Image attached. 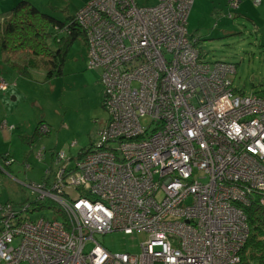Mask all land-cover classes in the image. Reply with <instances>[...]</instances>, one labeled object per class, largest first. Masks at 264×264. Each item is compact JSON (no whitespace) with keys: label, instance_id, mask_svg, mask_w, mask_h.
<instances>
[{"label":"built area","instance_id":"1","mask_svg":"<svg viewBox=\"0 0 264 264\" xmlns=\"http://www.w3.org/2000/svg\"><path fill=\"white\" fill-rule=\"evenodd\" d=\"M193 1L87 0L74 14L108 118L73 167L59 151L52 174L27 183L63 220L0 203V264L240 263L246 208L264 209V99L233 86L232 63L203 58L186 28ZM117 230L145 234L137 254L95 238Z\"/></svg>","mask_w":264,"mask_h":264},{"label":"rangeland","instance_id":"2","mask_svg":"<svg viewBox=\"0 0 264 264\" xmlns=\"http://www.w3.org/2000/svg\"><path fill=\"white\" fill-rule=\"evenodd\" d=\"M78 1L69 0L68 11L70 6ZM194 1L196 7L192 15L188 16L186 28L189 35L199 38L197 46L203 58L206 61L232 63L235 66V73L231 76L233 86L241 93H255L264 99V3L255 5L253 0H241L238 9L229 10L233 18L227 17L223 22V20L218 21L222 15L212 14L209 0ZM216 1L218 5L223 4L222 0ZM135 2L138 6H153L156 0H135ZM218 5L215 4L216 7ZM227 8H230L228 4ZM58 14L60 20H64V13ZM221 29H225L226 32H222ZM48 43L52 49L56 48L52 37ZM61 69L60 75L45 81H43L44 71L43 77L42 75L35 77L37 72L42 71L36 69L32 83H27L31 84L29 87L32 88L35 97L33 99L42 107V113L39 115L42 121L40 125L46 123L48 127L46 134L41 137L43 143L38 147L45 150L41 151L42 158L35 157L36 162L30 160L32 168H27V172L21 164V157L17 158L18 163L14 162L9 167H4L6 172L0 173V203L7 199L15 204L26 201L33 203L36 196L27 187V183H39L41 176L46 175L44 169L45 164L49 163L51 149H58L54 153V160L59 151L67 158L72 157L69 168L73 167L79 149L94 141L96 131L108 118V112L102 106L100 98L102 85L99 81V70L89 67L87 46L81 37L76 38L71 44ZM95 83L99 84L97 88L94 86ZM100 88L101 94L98 93ZM142 123L146 125L148 119ZM11 126L13 128V125ZM17 132L14 131V135ZM15 138L12 139L15 147L19 146L18 143L22 147ZM43 161L47 163L44 164ZM55 166L54 163L53 167ZM6 174L15 176V179L7 177ZM160 197L161 194L158 193L157 198ZM31 205L34 208L33 204ZM54 209L55 206L41 207L32 210L31 213H24V216L32 220L55 216L61 219V215L55 214ZM145 237L142 232L126 234L118 230L95 235L97 241L112 253L131 254L140 251V243ZM91 245L88 243L85 249L88 250ZM19 264L28 263L22 261ZM252 264H264V262L252 260Z\"/></svg>","mask_w":264,"mask_h":264},{"label":"trees","instance_id":"3","mask_svg":"<svg viewBox=\"0 0 264 264\" xmlns=\"http://www.w3.org/2000/svg\"><path fill=\"white\" fill-rule=\"evenodd\" d=\"M74 19V15L64 20L56 19L29 1L20 0L10 9L7 17L0 21L1 58L20 75L28 76L33 69L44 71L47 80L60 75L69 45L78 37L85 41L84 33ZM50 37L56 44L55 49L49 46ZM198 41L199 38H195L196 46ZM41 122H38L36 132L44 136L45 132L38 131ZM91 146L90 143L81 148L76 159L88 152ZM5 155L9 157L8 154H0V158L3 160ZM32 204L34 209L55 206L61 219H64V214L50 200L34 201ZM246 213L250 235L241 251L239 264H252V260L261 263L264 262V209L254 202L246 208Z\"/></svg>","mask_w":264,"mask_h":264},{"label":"crops","instance_id":"4","mask_svg":"<svg viewBox=\"0 0 264 264\" xmlns=\"http://www.w3.org/2000/svg\"><path fill=\"white\" fill-rule=\"evenodd\" d=\"M19 1L20 0H0V21H2L4 17H7L10 9ZM27 1L32 3L40 11L50 14L56 19H60L59 17L60 14L58 13H64V19H66L72 17L84 5V3L87 0H79L77 3L72 4L69 8V11H68L69 0H27ZM222 1H223L222 5H218V1L216 0H209V3L212 14L215 16H219V14L222 15V18H218L219 19L218 21L223 20L224 22L226 21L227 17L231 18L232 16L233 18V15L232 13L229 12V10L238 9L239 2L241 0H232L234 2H237V7L232 9L230 5V0H222ZM193 2H194L193 7L188 15L189 17L190 14L192 15V11H194V7H196L195 1ZM261 3L264 2H260L259 4H255V5H260ZM215 4H217L218 7H216ZM227 4L230 6L229 9L227 8ZM69 12L70 13L73 12L72 15H70ZM229 13L231 14V16H228ZM221 30L222 32L225 31V29H221ZM71 44L69 45V48ZM35 71L37 70L36 69L31 70L28 76L20 75L14 69L10 68L6 63H4L0 55V75L8 83L7 88L4 91H0V154L2 155L8 154L9 157L13 158V161L8 165L3 164L4 160L0 158V164L2 165L3 168L5 166L9 167L14 162L18 163L17 158L21 157V164L24 165V168H25V164L28 163L31 169L32 162L30 160L33 159V161L36 162L35 157H37L36 155L37 151L35 149H38L40 144L43 143L41 139V137L43 136H40V134L36 132V126L38 122L41 121L39 119V115H41L42 113V107L37 100L33 99L35 97L33 95L32 88L29 87V85L31 84H27L28 82L32 83L31 81L33 80L32 77ZM42 73L43 71L37 72V76L35 77H39L38 75H42L43 77ZM99 75H100V71H99ZM43 78H44L43 81L47 80L45 79V74ZM99 81H100V76H99ZM94 86L97 88L99 84L95 83ZM98 93L101 94V88L98 91ZM100 98L102 102V95H100ZM106 120L104 121L103 125L106 123ZM2 122H5L4 126L2 125ZM9 125H13V128H9ZM14 131H18L16 135H14ZM13 137H16L15 139L22 144V147L20 146L19 143H18L19 146L15 147V143H12ZM57 150H58L57 148L54 150L51 149L50 159L48 164H45L47 162L43 161L45 164L44 171L45 172L48 171L50 175L52 174V172L56 167V166L53 167V165L54 163L56 164V160H54V153ZM69 158L72 160V157ZM8 167H6V169ZM25 169L27 172V168ZM5 172H6L5 168L4 170L0 169V173H5ZM26 174L27 173H25V175ZM7 177L15 179L14 178L15 176L13 177L11 175H7ZM44 177H47V175L46 176L42 175L40 181H42ZM5 201H9V200L7 199Z\"/></svg>","mask_w":264,"mask_h":264}]
</instances>
